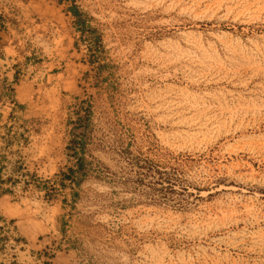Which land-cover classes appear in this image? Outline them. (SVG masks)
Returning <instances> with one entry per match:
<instances>
[{"label":"rangeland","instance_id":"1","mask_svg":"<svg viewBox=\"0 0 264 264\" xmlns=\"http://www.w3.org/2000/svg\"><path fill=\"white\" fill-rule=\"evenodd\" d=\"M0 5L34 63L79 68L44 174L19 168L52 204L44 264H264V0Z\"/></svg>","mask_w":264,"mask_h":264},{"label":"crops","instance_id":"2","mask_svg":"<svg viewBox=\"0 0 264 264\" xmlns=\"http://www.w3.org/2000/svg\"><path fill=\"white\" fill-rule=\"evenodd\" d=\"M8 11L9 7L0 5V17L9 15ZM73 11L72 15L78 16L77 10ZM33 41L31 33L0 32V81L11 82L13 86L9 98L3 97L0 102V215L17 219L19 244L27 247L20 254L15 252L14 257L7 252L0 254V264H44L35 250L47 249L52 241L53 236L46 234L51 229L46 218L52 204L43 191L35 193L37 199H28L29 192L20 188L23 170L19 168L36 164L40 169L36 167L35 171L44 174L46 163L34 162V151L46 141L43 134L53 127L50 121L44 123L46 118L59 115L56 108L62 92L75 89L73 75L79 69L70 61L48 59L34 63L36 50H43L35 48ZM28 54L33 56L29 58ZM40 120L42 125L37 126Z\"/></svg>","mask_w":264,"mask_h":264},{"label":"built area","instance_id":"3","mask_svg":"<svg viewBox=\"0 0 264 264\" xmlns=\"http://www.w3.org/2000/svg\"><path fill=\"white\" fill-rule=\"evenodd\" d=\"M13 89L11 82H2L0 81V98L6 97L9 98ZM17 228L13 219H8L0 215V254H4L7 252L6 247L8 244H12L8 246L9 249L7 253H10L11 257H14L16 248L20 243L18 240L19 236L16 235ZM6 237V238H5ZM23 245V244H22ZM4 247V248H3ZM3 248V249H2Z\"/></svg>","mask_w":264,"mask_h":264},{"label":"trees","instance_id":"4","mask_svg":"<svg viewBox=\"0 0 264 264\" xmlns=\"http://www.w3.org/2000/svg\"><path fill=\"white\" fill-rule=\"evenodd\" d=\"M78 165L79 166H82V164H81V160L79 159V161H78Z\"/></svg>","mask_w":264,"mask_h":264}]
</instances>
